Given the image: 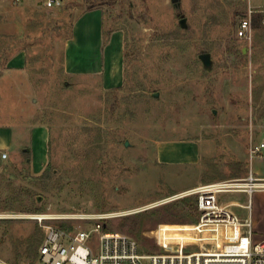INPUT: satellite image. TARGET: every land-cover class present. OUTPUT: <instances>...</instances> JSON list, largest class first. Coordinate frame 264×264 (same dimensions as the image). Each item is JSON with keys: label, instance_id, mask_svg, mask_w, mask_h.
<instances>
[{"label": "rangeland", "instance_id": "374dc122", "mask_svg": "<svg viewBox=\"0 0 264 264\" xmlns=\"http://www.w3.org/2000/svg\"><path fill=\"white\" fill-rule=\"evenodd\" d=\"M95 6L103 10L105 40L112 31L123 37L117 87L105 88L99 74L65 70L72 24ZM247 10L248 0H180L178 8L171 0H63L60 10L0 0V125L19 136L42 125L48 139L39 175L30 173L25 152L0 158V264L31 263L24 243L42 228L31 216L38 212L108 213L110 230L157 252L156 239L185 234L182 200L195 198L179 196L185 188L245 177L249 169L264 176V152L248 153L264 137V25L253 27L250 41L239 36ZM90 52L72 51L84 68ZM205 52L209 67L198 58ZM18 53L19 63L9 62ZM181 141H191L184 155L159 158L164 143ZM218 197L250 201L255 238L264 237V190Z\"/></svg>", "mask_w": 264, "mask_h": 264}, {"label": "built area", "instance_id": "2783aa9c", "mask_svg": "<svg viewBox=\"0 0 264 264\" xmlns=\"http://www.w3.org/2000/svg\"><path fill=\"white\" fill-rule=\"evenodd\" d=\"M14 3L29 1L36 8L60 10L63 0H11ZM248 12L238 22V34L250 41L252 15H261L264 25V5L253 8L248 0ZM264 152V137L250 142V159ZM2 157L6 153H2ZM264 190V176H257L252 169L241 178H231L202 184L179 194H195L198 218L187 225L185 234L172 235L157 240V252L144 251L137 240L123 232L107 227L108 213L81 212L50 214L33 213L43 230L35 264H264V237L255 238V227L250 201L223 203L218 197L223 192H244L251 195ZM178 196V195H176ZM175 197V196H174ZM248 209V215L240 217L231 206ZM62 220L63 225L46 222ZM78 219L77 226L68 223ZM174 232V231H171Z\"/></svg>", "mask_w": 264, "mask_h": 264}, {"label": "crops", "instance_id": "0c3cea01", "mask_svg": "<svg viewBox=\"0 0 264 264\" xmlns=\"http://www.w3.org/2000/svg\"><path fill=\"white\" fill-rule=\"evenodd\" d=\"M107 38L105 40L103 34V10L95 6L82 11L72 24L71 37L66 44L65 70L67 72L99 74L105 88L121 85L123 80V37L112 31ZM83 48L91 50L90 53L92 54L88 61L90 62L89 67L86 68L82 64L83 61L72 53L74 51L75 54L76 51L83 50ZM20 57V53H18L9 59V62L19 63ZM47 142V130L42 125L32 126L27 133L20 136L12 125H0V158L6 159L8 156L15 158L19 157V152H25L28 168L32 175L41 174L46 166ZM174 144H182L183 147V145L191 144V141L164 143L163 151H158L161 160H166L171 152L184 155V147H173ZM2 153H6V156L2 157ZM43 158H45V162L41 166L40 161ZM197 158L198 154L196 152L195 160ZM199 183L202 185L207 181ZM196 185L185 189L194 188Z\"/></svg>", "mask_w": 264, "mask_h": 264}, {"label": "trees", "instance_id": "16d2710c", "mask_svg": "<svg viewBox=\"0 0 264 264\" xmlns=\"http://www.w3.org/2000/svg\"><path fill=\"white\" fill-rule=\"evenodd\" d=\"M261 23V15L260 13L256 12L252 15V24L253 27L259 25ZM107 37V36H106ZM238 175V173H235L233 176ZM183 209L184 211H188V215L190 219L181 218L180 223H187V222H195L197 221V218L195 216L197 207H196V199L194 198L192 201H189L188 199H183ZM32 211H38L41 210L40 207H32ZM194 215V217H193ZM60 225H63L61 223ZM43 239V230L41 227H36V230L32 232L25 241V256L32 258L30 264H35L36 260L38 259V247Z\"/></svg>", "mask_w": 264, "mask_h": 264}, {"label": "water", "instance_id": "95a60500", "mask_svg": "<svg viewBox=\"0 0 264 264\" xmlns=\"http://www.w3.org/2000/svg\"><path fill=\"white\" fill-rule=\"evenodd\" d=\"M173 3V6L175 8H178L180 6V0H171ZM181 16V20L180 23L181 25H184V18H183V14H180ZM198 58L202 61L203 65L205 67H209L211 65V59H210V54L205 52V53H201L198 55Z\"/></svg>", "mask_w": 264, "mask_h": 264}]
</instances>
